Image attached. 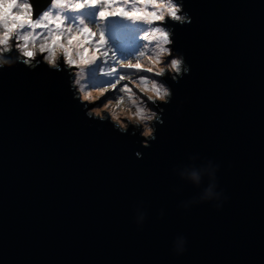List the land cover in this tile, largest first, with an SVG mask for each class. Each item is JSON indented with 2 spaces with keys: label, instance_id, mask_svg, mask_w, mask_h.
Instances as JSON below:
<instances>
[{
  "label": "water",
  "instance_id": "obj_1",
  "mask_svg": "<svg viewBox=\"0 0 264 264\" xmlns=\"http://www.w3.org/2000/svg\"><path fill=\"white\" fill-rule=\"evenodd\" d=\"M185 9L191 73L147 148L88 118L67 70L0 69V264H264V0Z\"/></svg>",
  "mask_w": 264,
  "mask_h": 264
},
{
  "label": "clouds",
  "instance_id": "obj_2",
  "mask_svg": "<svg viewBox=\"0 0 264 264\" xmlns=\"http://www.w3.org/2000/svg\"><path fill=\"white\" fill-rule=\"evenodd\" d=\"M11 9H16L14 15ZM89 11H95V23L82 14ZM108 15H119L144 26L139 36L142 46L134 56L121 58L109 44ZM191 23L185 0H50L39 15L33 0H11L10 3L0 0V69L22 63L31 70L41 64L58 72L67 70L74 98L85 105L88 118L109 121L123 135L139 134L142 146L147 148L157 139V126L164 123L166 109L162 105L169 104L174 96L166 81L170 78L179 83L191 73L185 56L176 51L174 40L176 25ZM61 56L63 62L59 63ZM97 61H100V72L114 78V83L90 88L86 83L88 69L97 65ZM121 69L134 71H118ZM125 80L128 83L119 89L124 95L116 96L115 105L119 108L127 101L131 115L123 119L116 116L110 98L102 105L89 107ZM93 91L99 95L94 97ZM135 155L143 158L139 151ZM185 175L196 186L201 184L199 171L193 169ZM206 193L212 194L211 187Z\"/></svg>",
  "mask_w": 264,
  "mask_h": 264
},
{
  "label": "rangeland",
  "instance_id": "obj_3",
  "mask_svg": "<svg viewBox=\"0 0 264 264\" xmlns=\"http://www.w3.org/2000/svg\"><path fill=\"white\" fill-rule=\"evenodd\" d=\"M42 0H39L41 2ZM6 3H10L11 0H5ZM11 13L14 15L16 12V9H11ZM111 11L110 9L108 10ZM84 15L87 16L88 19H90L93 23H95L96 20V14L95 11H89L87 13H84ZM111 15L107 16V28L108 32L106 33V39L108 40L109 44L113 46V48L117 51L118 55L121 58L127 59L135 55V53L139 50V48L142 46V41L139 39L140 33L144 30V26L139 23H134L130 21L129 28L130 30L127 31L123 35H119L117 32V25L116 23L110 19ZM74 19V17H73ZM129 23V22H128ZM37 31H40V29H37ZM14 38V37H13ZM15 42V38H14ZM111 55V53H110ZM39 56V55H38ZM60 62H63V57L61 56ZM135 61L133 60V63ZM109 64H112V61H109ZM72 71H75L73 69ZM118 71H134V70H118ZM140 75H148L147 73H140ZM135 78V77H133ZM114 83V78L108 77L100 72V61H97V65L93 66V75L89 81H87V84L90 88H98L103 87L106 85H110ZM128 83L127 80L123 81L120 85H117L115 90H109L106 96V99H112L113 106L112 111L114 114L120 118L123 119L126 115H131V113L127 110L128 105L127 101L124 105H121L119 108L115 105V100L117 95H124L119 91L120 87L123 86V84ZM99 95L98 92L93 91V96ZM105 99V100H106ZM120 109H124L121 111ZM134 111V109H133Z\"/></svg>",
  "mask_w": 264,
  "mask_h": 264
},
{
  "label": "bare ground",
  "instance_id": "obj_4",
  "mask_svg": "<svg viewBox=\"0 0 264 264\" xmlns=\"http://www.w3.org/2000/svg\"><path fill=\"white\" fill-rule=\"evenodd\" d=\"M82 14H84V13H82ZM110 19H112L116 23L117 32L119 35H123L127 31L130 30V28H129L130 20H128L126 18H121L119 15H116V16L111 15ZM136 23H138V22H136ZM92 75H93V66H90L88 69L87 81H89L91 79ZM87 81H86V83H87Z\"/></svg>",
  "mask_w": 264,
  "mask_h": 264
}]
</instances>
